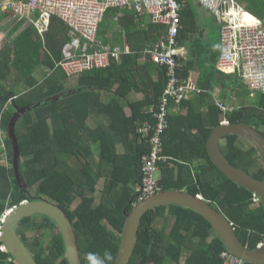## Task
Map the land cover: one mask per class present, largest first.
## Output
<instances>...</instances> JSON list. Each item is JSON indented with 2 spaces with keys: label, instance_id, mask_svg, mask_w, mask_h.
I'll return each mask as SVG.
<instances>
[{
  "label": "trees",
  "instance_id": "trees-1",
  "mask_svg": "<svg viewBox=\"0 0 264 264\" xmlns=\"http://www.w3.org/2000/svg\"><path fill=\"white\" fill-rule=\"evenodd\" d=\"M9 15L0 13V31L6 32L0 49V153L5 151L8 165L0 164V219L23 201L48 200L72 222L81 264H115L126 214L138 193L140 159L148 152L145 141L137 143L136 123L150 121L146 109L157 104L162 95L166 70L148 62L131 75L135 83H130L128 76L121 77V72L113 80L112 67L67 77L56 64L69 41L68 28L52 17L42 42L33 27L18 34L21 21L14 24ZM42 67L50 73L37 80L34 74ZM187 71L184 67L183 78ZM227 77L237 78L236 74ZM114 83L127 86L126 92L128 84L136 91L143 86L145 99L130 106L131 118H126L117 100L100 106V92L113 88ZM121 95V89L117 90V97ZM199 97H207V93ZM255 97L227 113L225 119L230 124L248 125L264 137V95L255 92ZM95 105L100 106L109 126L89 128L91 112L101 113L94 110ZM210 110L205 124L204 120L189 123L195 132L188 136L179 133L176 118L169 117L163 135V156L168 159L160 165L159 185L162 191L202 197L253 251L264 240V206L254 203L252 193L229 180L210 161L206 141L222 121L217 108ZM15 147L19 179L12 167ZM220 150L230 164L264 184V167L251 144L226 135ZM16 233L36 264H67L62 235L50 218L37 215L23 219ZM2 245L0 240V248ZM225 251L199 214L183 207L162 206L143 215L129 264H223ZM0 264L16 263L0 249Z\"/></svg>",
  "mask_w": 264,
  "mask_h": 264
},
{
  "label": "built area",
  "instance_id": "built-area-1",
  "mask_svg": "<svg viewBox=\"0 0 264 264\" xmlns=\"http://www.w3.org/2000/svg\"><path fill=\"white\" fill-rule=\"evenodd\" d=\"M185 0H0V11L8 12L16 20L29 19L43 36L52 17L68 28L70 43L66 44L62 59L56 64L70 77L91 69H106L117 54L101 42L98 30L108 10L128 9L137 18L147 16L152 24L162 26L164 34L148 50L152 62L166 70V85L157 104L146 109L151 122L137 130L140 141L148 145V152L140 159V183L132 207L162 192L157 175L163 156V135L169 127L171 106H179L191 96H201L204 90L190 77H180L183 64L179 57L178 37L182 30L181 10ZM215 19L220 31V52L216 68L220 72L237 73L250 91L264 95V28L260 21L244 20V9L238 0H197ZM48 73H50L48 71ZM223 112H231L221 102ZM3 147V145H2ZM253 202L259 199L253 195ZM1 225L4 217L0 220ZM232 225V224H231ZM264 245V240L258 246ZM223 264H245L227 250L221 255Z\"/></svg>",
  "mask_w": 264,
  "mask_h": 264
},
{
  "label": "crops",
  "instance_id": "crops-1",
  "mask_svg": "<svg viewBox=\"0 0 264 264\" xmlns=\"http://www.w3.org/2000/svg\"><path fill=\"white\" fill-rule=\"evenodd\" d=\"M238 1L242 8L246 10L247 13H250L260 20L262 27H264V0ZM198 11H200L199 15L203 18L208 17L216 22L214 17L198 4L197 0H185L184 6L181 10L182 30L180 32V42L178 41L180 48V62L183 64V69L184 67L189 69V71H187V77H190L197 87L207 89L206 91H208L207 97L200 98L199 96H191L185 101V103H182L179 106H171L169 117L176 118L175 120L178 123L177 131L181 134H185V136L193 135L195 132L194 129L190 127L191 125L189 126V123L194 122L192 125L200 124V121L204 120L205 124L208 115H210V109L213 107L221 112V123L227 121L225 119L227 113H223L218 108V102H221L228 108L234 107L235 110L238 105H247L251 100L256 99L255 93L248 89L240 76L236 74L237 78L234 80L233 77H227L226 74L220 73L216 70L215 63L220 52V32L216 43H211L207 36L209 33L206 32L203 26L201 25V28L198 27V24L196 26ZM201 11L206 14L203 12L201 13ZM0 13L7 12L0 11ZM134 15V12L128 9L108 10L104 15V19L98 30V38L101 42L107 47V49L117 54V58L113 59L109 66L112 67L113 80L117 78L116 73L121 72V77L128 76L127 80L129 79L130 83H135L134 78H132L135 70L138 67L145 66L148 62L152 63V60L147 53V50L152 45L150 43L158 41L164 34V28L152 24L149 17L143 16L136 18ZM11 16L9 15L10 18H8L10 22L15 24L16 21H21L19 22L21 23V27L18 34L30 27H33L36 30L29 19L23 18L16 20ZM140 19H142L141 22ZM2 25L3 24L0 26ZM47 32H44L43 36H41L36 30V33L42 42H45V34ZM0 34L4 36L6 32L1 33L0 31ZM2 39L3 37L0 39V43H2ZM70 41L71 38L69 37L67 43H70ZM1 48L2 47H0V49ZM43 68L44 67L40 70ZM44 69L46 70V73H48V69ZM40 70L38 69L36 74H34L36 79V75ZM182 72L183 70L179 73L181 77ZM153 80H157L155 74H153ZM72 81L70 86L72 85ZM201 84H203V86H201ZM22 85V89L27 91V86L24 84ZM130 86L131 85L128 84V91L126 92L127 86H120L119 83H114L113 88L101 91L100 106H106L111 101L117 100L119 105L123 107L126 118H131L132 111L130 106L137 105V103L145 98L142 93L143 86H138L139 91L129 89ZM120 89L122 95L121 97H117V90ZM239 92H241V96L237 98L236 94ZM154 97L153 94V100H155ZM100 106H94V110L101 112L100 114L94 111L91 112L93 108L90 110L91 114L87 118V124L90 129H96L103 124L109 126L108 118L102 112ZM145 122H151V119L150 121H144L143 123ZM143 123L139 124V122H137L136 125L139 128ZM183 126H186L187 128ZM138 128L136 130H138ZM137 143L141 144L143 142L138 139ZM118 152H122V147L118 149ZM166 158L168 159V157ZM161 164H159L157 171L159 180L161 177Z\"/></svg>",
  "mask_w": 264,
  "mask_h": 264
},
{
  "label": "water",
  "instance_id": "water-1",
  "mask_svg": "<svg viewBox=\"0 0 264 264\" xmlns=\"http://www.w3.org/2000/svg\"><path fill=\"white\" fill-rule=\"evenodd\" d=\"M23 113L24 110H21ZM13 128V122L11 124ZM13 135V129L10 131ZM235 135L251 144L260 157L264 167V137L245 124H219L206 141V152L213 165L229 180L255 195L264 206V184L248 173L230 164L220 150L222 137ZM18 156L15 147L14 159ZM178 206L190 209L204 218L212 227L215 236L233 256L247 264H264V245L248 250L236 237L229 221L215 208L202 199L184 191H162L132 207L126 214L121 234L120 246L115 264H129L137 241V234L143 215L157 207ZM37 215L53 220L60 230L65 248L67 264H81L77 238L72 222L58 205L39 198L23 201L10 209L1 227L0 240L5 251L16 264H36L32 254L16 233L19 221Z\"/></svg>",
  "mask_w": 264,
  "mask_h": 264
},
{
  "label": "rangeland",
  "instance_id": "rangeland-1",
  "mask_svg": "<svg viewBox=\"0 0 264 264\" xmlns=\"http://www.w3.org/2000/svg\"><path fill=\"white\" fill-rule=\"evenodd\" d=\"M202 12L203 11H201V13ZM199 13H200V11H198V15H197V18H196L197 19L196 26L198 24V27L201 28V25H202L203 28L206 30V32L209 33V35H207V36H208L209 40L211 41V43H216V41H217V39L219 37V32H220L218 30L219 29V26L217 24H215L216 22H214V20H212V19H210L208 17H204L203 18L202 16L199 15ZM203 13L206 14L205 12H203ZM4 36H5V34H4ZM4 36H2L0 34V39L3 37L2 41H1L2 43H0V47L3 46ZM215 67H216V63H215ZM45 73H46V70L44 68L42 70H40L39 73H37V75H36L37 76V79L40 80L42 78L43 74H45ZM67 83L69 84V83H71V81H67ZM232 101L235 102L234 100H232ZM1 148L2 147H0V149ZM13 161H14V163L12 164V167L15 169V172H16L17 178H18L19 177V174H18V169H17V165H16L17 164V158L16 159H13ZM0 164H4V165L8 166L7 165V162H6L5 152L0 153ZM19 182H21V181L19 180Z\"/></svg>",
  "mask_w": 264,
  "mask_h": 264
},
{
  "label": "clouds",
  "instance_id": "clouds-1",
  "mask_svg": "<svg viewBox=\"0 0 264 264\" xmlns=\"http://www.w3.org/2000/svg\"><path fill=\"white\" fill-rule=\"evenodd\" d=\"M244 13H245V16L246 15H248L249 16V18H250V20L249 21H251V19L252 18H254V19H257L256 17H254L253 15H251L250 13H247V11L246 10H244ZM244 16V17H245ZM245 20V19H244ZM258 20V19H257ZM247 21V20H246ZM260 21V20H259ZM260 24H261V22H260ZM49 26H50V23H49ZM264 28V27H263ZM48 29H49V27H48ZM48 31V30H47ZM46 31V32H47ZM219 57V56H218ZM218 60V59H217ZM217 60H216V63H217ZM216 70H217V68H216ZM218 72H220L219 70H217ZM220 73H223V72H220ZM223 74H226V75H233V74H237V73H232V74H227V73H223ZM200 89H202V88H200ZM202 90H204V89H202ZM205 91V93H208V91H206V90H204ZM253 92V91H252ZM255 93V92H254ZM259 93V92H258ZM204 94V93H203ZM232 112V111H231ZM228 113V112H227ZM229 122L228 121H225V122H222V123H220V124H228ZM0 147H2V144H0ZM1 149H3V147L1 148ZM0 149V150H1ZM5 152V151H4ZM10 210V209H9ZM9 210H6V212L3 214V216L1 217V219L4 217V220H5V217H6V214H7V212L9 211ZM0 219V220H1ZM1 223V222H0ZM3 224V223H2ZM231 224V223H230ZM1 227H2V225H1ZM262 243V242H261ZM259 245V244H258ZM257 247H259V246H257ZM2 251H4V252H6L5 251V248H4V246L2 245V247L0 248Z\"/></svg>",
  "mask_w": 264,
  "mask_h": 264
},
{
  "label": "bare ground",
  "instance_id": "bare-ground-1",
  "mask_svg": "<svg viewBox=\"0 0 264 264\" xmlns=\"http://www.w3.org/2000/svg\"><path fill=\"white\" fill-rule=\"evenodd\" d=\"M244 19H245V20H247V21H249V20H250V18H249V16H248V15H246V16L244 17Z\"/></svg>",
  "mask_w": 264,
  "mask_h": 264
}]
</instances>
